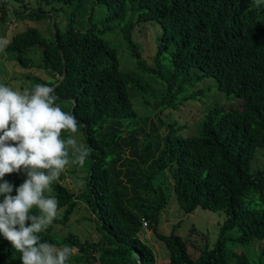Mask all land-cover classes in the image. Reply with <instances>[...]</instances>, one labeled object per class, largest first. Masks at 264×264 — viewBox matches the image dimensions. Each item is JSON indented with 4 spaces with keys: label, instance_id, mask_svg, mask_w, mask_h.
Segmentation results:
<instances>
[{
    "label": "trees",
    "instance_id": "1",
    "mask_svg": "<svg viewBox=\"0 0 264 264\" xmlns=\"http://www.w3.org/2000/svg\"><path fill=\"white\" fill-rule=\"evenodd\" d=\"M37 1L81 8L87 0ZM94 1L105 5L107 21H126L122 36L141 72L167 84L160 106L178 108L193 98L186 95L185 85L205 80L214 81L218 92L239 102L237 106L221 105L209 110L198 135H177L174 126L167 125L168 133L151 176L140 172L145 189L156 195L157 201L126 203L118 173L112 175L109 163L116 152L113 147L118 134L111 137L103 131L108 122L128 123L136 117L127 93L131 88L143 91V87L136 77L121 69L116 48L99 36L95 25L85 31L74 26L75 10L71 22L63 28L54 21L53 34L47 38L35 27L16 31L5 51L13 54L19 65L29 67L24 53L34 45L41 47V63L36 67L49 78L29 80L35 82L33 86L58 84L57 103L76 116L82 125L79 131L85 147L90 149L82 194L74 197L62 184L53 185L58 210L62 209L54 222L64 226L78 201L84 203L94 214L96 229L105 244L99 250V264H156L152 249L139 238L142 220L164 243L169 253L166 264H230L224 249L227 231L238 228L240 235L233 241L243 248L264 240V167L251 171L256 148L264 150V5L258 6L254 0ZM45 17L46 13L40 12L34 19ZM143 22L162 28L155 67L142 63L130 34ZM164 171L169 173L175 199L184 213L199 207L226 215L213 248L205 245L193 256L175 229L169 235L158 232L159 214L167 202L162 190L151 185L150 178ZM10 178L6 174L4 179L11 182ZM128 180L133 182L132 178ZM40 236L42 242L57 247L79 246L72 235L58 239L51 231H44ZM20 255L0 236V264H20ZM234 257L236 264H250L245 252ZM259 263H264V241Z\"/></svg>",
    "mask_w": 264,
    "mask_h": 264
},
{
    "label": "rangeland",
    "instance_id": "2",
    "mask_svg": "<svg viewBox=\"0 0 264 264\" xmlns=\"http://www.w3.org/2000/svg\"><path fill=\"white\" fill-rule=\"evenodd\" d=\"M74 10V26L85 31L95 25L99 36L116 48L121 69L136 77L144 89L137 91L131 88L127 93L136 111V117L128 123L108 122L103 134L111 137L118 134L116 146L113 147L116 152L109 163L112 175L114 172L118 173L123 200L133 204L136 202L153 204L157 201V196L145 189L142 175L144 173L151 176L158 151L161 150L168 133L167 125H173L177 135H198L202 131L204 117L209 110L221 105L227 108L237 106L239 101L229 100L225 94L217 91V84L214 81L205 80L201 83L185 85L186 95H193V98L185 101L178 108L172 110L160 106L159 102L168 90L167 84L151 74L141 72L136 65V58L129 51L122 36L121 30L126 21H107L108 12L105 5H99L94 0H87L81 8H76L75 5L61 6L53 2L43 5L37 0H0V41H9L13 33L27 27H35L42 37L47 38L53 34L54 21L63 28L65 24L71 22ZM40 12H45L46 17L36 21L34 18ZM160 33H162L161 26L149 22L136 25L130 33L137 45L140 60L146 67H155L154 57L157 44L160 42ZM41 51L38 45L26 51L24 56L29 67H22L15 61L13 54L6 52L5 47L0 46V84H5L14 90H24L33 87L35 82H31L30 78L46 81L49 77L36 67L41 63ZM229 98L233 99V96ZM73 135L79 144L86 146L79 130ZM263 167L264 150L258 147L251 171L256 172ZM9 175L11 183L16 186L25 179L22 173ZM86 176L85 164L83 167L68 165L61 172L59 179L51 185V191L46 190L45 195L55 197L53 185L59 183L77 197L85 191ZM129 178H132L133 182H130ZM150 183L154 188L162 190L167 202L165 209L159 214L158 232L169 235L175 229L176 234L187 242L188 250L193 256L197 255L205 245L213 248L221 236V228L226 219L224 212L197 207L190 213H184L175 199L173 182L167 171L152 176ZM132 209L141 213L135 207ZM89 210L84 203L78 201L67 224L60 226L53 222L47 229L58 239L72 235L79 242V246L73 248L69 264H99V250L104 248L105 244L96 229L94 214ZM60 212L62 209L58 210V213ZM239 235L238 228L225 233L224 249L228 252L230 264H236L234 256L240 252H245L250 264H260L259 255L264 240L252 242L248 247L243 248L238 242L233 241ZM139 238L152 249L156 264H166L169 261V253L164 243L149 229V223L147 227L142 228Z\"/></svg>",
    "mask_w": 264,
    "mask_h": 264
},
{
    "label": "clouds",
    "instance_id": "3",
    "mask_svg": "<svg viewBox=\"0 0 264 264\" xmlns=\"http://www.w3.org/2000/svg\"><path fill=\"white\" fill-rule=\"evenodd\" d=\"M254 2L264 5V0ZM7 43L0 41V46ZM57 86L36 83L14 90L0 84V236L21 254L20 264H69L73 255L71 246L57 247L40 236L59 209L46 190L66 166L83 167L90 156L73 135L81 123L57 103ZM10 173L25 179L16 186L4 179Z\"/></svg>",
    "mask_w": 264,
    "mask_h": 264
},
{
    "label": "built area",
    "instance_id": "4",
    "mask_svg": "<svg viewBox=\"0 0 264 264\" xmlns=\"http://www.w3.org/2000/svg\"><path fill=\"white\" fill-rule=\"evenodd\" d=\"M142 226L145 228L147 227V222L145 220H142Z\"/></svg>",
    "mask_w": 264,
    "mask_h": 264
}]
</instances>
